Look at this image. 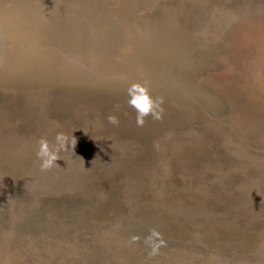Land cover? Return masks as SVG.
Returning <instances> with one entry per match:
<instances>
[{
  "label": "rangeland",
  "instance_id": "1",
  "mask_svg": "<svg viewBox=\"0 0 264 264\" xmlns=\"http://www.w3.org/2000/svg\"><path fill=\"white\" fill-rule=\"evenodd\" d=\"M0 264H264V0H0Z\"/></svg>",
  "mask_w": 264,
  "mask_h": 264
},
{
  "label": "clouds",
  "instance_id": "2",
  "mask_svg": "<svg viewBox=\"0 0 264 264\" xmlns=\"http://www.w3.org/2000/svg\"><path fill=\"white\" fill-rule=\"evenodd\" d=\"M128 93L131 97L129 100L130 105L137 111V124L143 125L144 118L148 115H153L156 119H159V114L155 111L158 107L156 101L151 98L148 89L138 83L131 84L128 88ZM109 122L116 124L118 123L115 116H109ZM56 143L50 145L47 139L41 138L39 141V148L37 151V157L40 160V168L42 171L52 168L57 165L58 153L61 150H65L67 146V138L62 134L58 133L55 137ZM159 238V233L152 230L150 235L145 238V243L151 247L150 255L158 254L159 248L163 245V240L159 243H155L153 238ZM138 237H132L133 241L138 240Z\"/></svg>",
  "mask_w": 264,
  "mask_h": 264
}]
</instances>
